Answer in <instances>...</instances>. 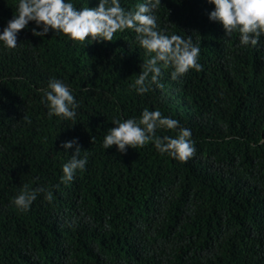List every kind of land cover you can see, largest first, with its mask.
Instances as JSON below:
<instances>
[{
    "label": "trees",
    "instance_id": "16d2710c",
    "mask_svg": "<svg viewBox=\"0 0 264 264\" xmlns=\"http://www.w3.org/2000/svg\"><path fill=\"white\" fill-rule=\"evenodd\" d=\"M140 2L120 0L126 10ZM17 3L0 0V31ZM212 10L208 0H161L157 30L190 36L202 67L175 80L162 67L163 87L142 95L132 85L153 54L131 29L87 44L35 37L30 22L15 49L0 43V264H264V35L243 46ZM49 78L69 86L75 119L48 117L38 90ZM145 108L190 128L194 153L176 159L152 142L123 154L102 147L114 119ZM73 138L87 164L61 183L72 151L61 142ZM25 185L51 200L40 193L20 211L10 201Z\"/></svg>",
    "mask_w": 264,
    "mask_h": 264
},
{
    "label": "clouds",
    "instance_id": "9594fccd",
    "mask_svg": "<svg viewBox=\"0 0 264 264\" xmlns=\"http://www.w3.org/2000/svg\"><path fill=\"white\" fill-rule=\"evenodd\" d=\"M161 0H143L135 9H125L120 0H98L95 7L77 8L72 0H18L13 17L0 31V43L6 49H15L18 33L26 29L30 22L36 27L31 28L33 36L44 39L49 32H59L69 39L87 44L111 42L117 31L131 29L136 33L135 39L147 53L153 54L141 65L132 87L137 94H144L154 84L162 88L159 82L162 67H171V78L177 79L189 69L199 71L198 63L200 47L193 43L190 36L178 34L166 35L157 30L154 10ZM214 5L209 19L219 22L225 36L239 32V42L243 46H256L264 35V0H208ZM87 90V89H85ZM41 103L47 107V115L65 120H73L77 114L79 103L69 86L57 78H49L47 87L40 89ZM114 127L108 128L102 147L106 150L115 146L119 153H126L128 148L143 146L152 142L160 153H167L176 159L186 160L194 151L190 128L180 126V122L170 116H164L159 109L149 111L145 108L139 118L124 120L114 119ZM157 130H175V136L157 135ZM61 148L70 158L62 164L61 183L74 179L77 170H83L87 157L81 156L78 138L61 142ZM59 187V184L56 185ZM51 200V191L43 187L34 189L25 185L10 203L20 211L30 208L38 194Z\"/></svg>",
    "mask_w": 264,
    "mask_h": 264
}]
</instances>
